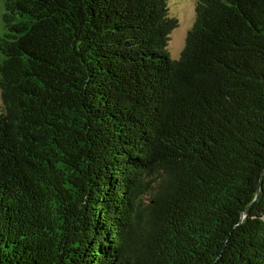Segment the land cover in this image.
Listing matches in <instances>:
<instances>
[{
	"label": "trees",
	"instance_id": "obj_1",
	"mask_svg": "<svg viewBox=\"0 0 264 264\" xmlns=\"http://www.w3.org/2000/svg\"><path fill=\"white\" fill-rule=\"evenodd\" d=\"M170 2L0 0V264H264V0Z\"/></svg>",
	"mask_w": 264,
	"mask_h": 264
},
{
	"label": "rangeland",
	"instance_id": "obj_2",
	"mask_svg": "<svg viewBox=\"0 0 264 264\" xmlns=\"http://www.w3.org/2000/svg\"><path fill=\"white\" fill-rule=\"evenodd\" d=\"M196 0H171L170 8L180 20L178 28L173 31L169 48L175 57L178 56L185 44L186 29L193 24V12Z\"/></svg>",
	"mask_w": 264,
	"mask_h": 264
},
{
	"label": "water",
	"instance_id": "obj_3",
	"mask_svg": "<svg viewBox=\"0 0 264 264\" xmlns=\"http://www.w3.org/2000/svg\"><path fill=\"white\" fill-rule=\"evenodd\" d=\"M260 186H261V182H260Z\"/></svg>",
	"mask_w": 264,
	"mask_h": 264
}]
</instances>
